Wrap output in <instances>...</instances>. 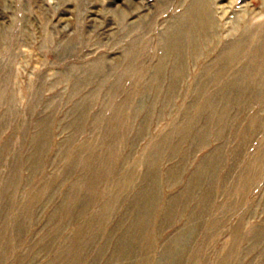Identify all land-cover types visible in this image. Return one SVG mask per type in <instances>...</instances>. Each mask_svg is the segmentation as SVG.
Here are the masks:
<instances>
[{
    "label": "rangeland",
    "instance_id": "rangeland-1",
    "mask_svg": "<svg viewBox=\"0 0 264 264\" xmlns=\"http://www.w3.org/2000/svg\"><path fill=\"white\" fill-rule=\"evenodd\" d=\"M193 1L0 0V264H264V64L223 99L264 0H205L211 35L156 89Z\"/></svg>",
    "mask_w": 264,
    "mask_h": 264
},
{
    "label": "bare ground",
    "instance_id": "bare-ground-1",
    "mask_svg": "<svg viewBox=\"0 0 264 264\" xmlns=\"http://www.w3.org/2000/svg\"><path fill=\"white\" fill-rule=\"evenodd\" d=\"M210 7L211 5L209 6V8ZM209 8L205 0H194L189 5L186 12L182 16V18L177 21V24L173 26L170 31L167 32L166 37H165V55L161 63L158 65L155 73L151 76L150 82L152 83L153 87H155L156 89H159V87L161 86L162 77L164 75V67L167 63L171 62L173 64L172 66L174 68V74L172 76V80L170 82L169 87L171 91L176 89V87L178 86L179 78H180L179 75L182 73V65H183V60L185 57L184 52L187 46L188 47L190 46L194 50V52H198V49L200 48L199 47L200 43L199 44L197 43L198 38H207L212 33V26H213L212 21L213 20H211L210 18L211 16L209 14ZM239 48L240 47L236 45V46L230 47L226 51V53L224 54L223 67L227 68L231 65H234L238 61ZM185 53H187V51ZM251 55L253 59L249 67L241 73L242 75L241 74L235 75L234 81L230 83L228 82L227 86H230V89L232 90V92L224 94L223 99L225 101L233 102V101L241 100V98L245 99L246 96L243 93L247 91V88L249 86L258 82L257 80H259V74L264 64V46L262 48L252 51ZM220 77L221 76L219 75V73H216L214 75V79L217 80V82L220 80ZM219 116H220V119L217 121H220L221 123L224 121L223 119L225 117L224 112H221ZM254 122H256L255 119H253V123ZM210 166L212 167L207 168L204 171H201L202 176L207 174V172H212L216 167L213 164H211ZM151 191L152 193H150V196L149 198H147V201L145 203V208H146L144 210L145 215L151 211V208L153 206V201H154L153 200V190ZM137 225L138 227H140L141 223H138ZM137 225L135 226V228L137 227ZM179 243H182V241L180 240ZM229 255L227 259L225 260L223 259L222 264H228V260H230Z\"/></svg>",
    "mask_w": 264,
    "mask_h": 264
}]
</instances>
